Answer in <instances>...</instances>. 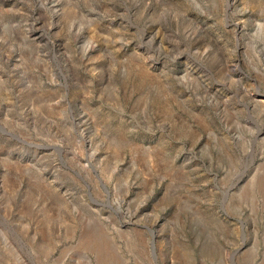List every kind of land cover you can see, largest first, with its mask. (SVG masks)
Segmentation results:
<instances>
[{
    "label": "rangeland",
    "instance_id": "1",
    "mask_svg": "<svg viewBox=\"0 0 264 264\" xmlns=\"http://www.w3.org/2000/svg\"><path fill=\"white\" fill-rule=\"evenodd\" d=\"M0 264H264V0H0Z\"/></svg>",
    "mask_w": 264,
    "mask_h": 264
}]
</instances>
